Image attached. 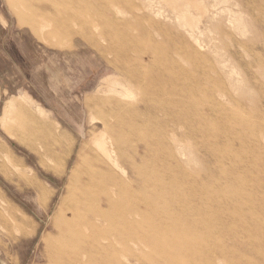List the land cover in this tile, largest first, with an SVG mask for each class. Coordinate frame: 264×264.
Instances as JSON below:
<instances>
[{
    "label": "rangeland",
    "instance_id": "obj_1",
    "mask_svg": "<svg viewBox=\"0 0 264 264\" xmlns=\"http://www.w3.org/2000/svg\"><path fill=\"white\" fill-rule=\"evenodd\" d=\"M38 2L47 5L44 16L25 23L17 5L30 17L27 5L8 0L3 40L10 46V84L72 146L61 173L52 172L63 146L30 129L28 119L14 116L12 135L0 128V264H46L70 171L94 130L91 118L109 115L111 107L101 100L131 101L126 92L136 100L150 95L147 82L135 88L120 68L123 36L137 38L146 53L131 52L130 69L139 61L146 66L154 40L167 52L168 59L153 47L154 74L165 73L167 92L188 106L171 109L162 120H202L196 126L169 123L162 152L148 158L150 174L142 181L154 186V207L134 206L140 261L133 264H164L165 254L170 264H264V0H87L89 27H67L64 35H56L52 23L66 6ZM149 129L141 136L160 141ZM142 156L124 154L138 165ZM153 210L168 211L170 218H157ZM147 240H169V246Z\"/></svg>",
    "mask_w": 264,
    "mask_h": 264
},
{
    "label": "bare ground",
    "instance_id": "obj_2",
    "mask_svg": "<svg viewBox=\"0 0 264 264\" xmlns=\"http://www.w3.org/2000/svg\"><path fill=\"white\" fill-rule=\"evenodd\" d=\"M22 1L27 5L31 15L29 17L23 6L17 5L19 14L25 23L33 22L35 16H44L41 11L47 10L46 4H41L38 0ZM60 3L66 6V10L63 13L53 14V32L56 35H64L68 32L67 27L81 26L85 29L89 27L88 13L85 11L87 0H60ZM51 18L52 16L49 15L47 21H51ZM21 21L23 20L21 19ZM71 33L73 35L81 34L80 31ZM123 38L125 42L121 44V50L118 51L119 57L124 59L121 58L120 68L126 71L129 76V83L135 88L140 89L147 82V88L151 90L150 95L147 98L136 100L130 96V93L126 92V97L131 101L122 99L120 101L101 100L102 105L111 107L109 115L98 117L94 115L91 118L90 122L94 130L91 132L85 148L81 150L79 162L70 171L67 197L61 203V217L53 229L54 236L48 241L46 254L42 259L46 264H133L135 261H140L134 250L137 225L134 206L141 205L146 210L154 207L151 197L154 186L148 179L142 181L143 177L150 174H148V158L154 155L156 151L162 152L158 146L161 141L168 138L166 132L169 123L181 127L185 124L190 125V123L196 126L202 122L198 118L171 120V122L167 119L162 120L161 115H165L171 109L179 107L183 110L188 106L182 101H178L177 98L174 99L171 92H167L165 73L154 74L153 63L157 59V55L154 54L153 47L156 48L157 52L159 51L158 55L165 56L166 59L169 58L167 52L161 43L154 40L155 43H152L151 49H146L150 58L146 66L144 67L139 61L136 68L130 69L128 66L130 53L136 52L143 56L146 53H143L144 50L138 46L137 38L131 37L129 39L126 36ZM145 71L147 73L146 78L144 77ZM196 82L194 81V84ZM156 86L160 87L154 91ZM114 87L116 88V86ZM181 87L189 88L187 83H182ZM92 101L89 99L90 105ZM138 102L142 104L141 108L137 107ZM41 120L43 119L41 118ZM99 123L102 126L101 129L97 126ZM149 127L152 129H149L151 135L158 136L160 141L151 143L141 136V129H148ZM31 128L41 131L54 143L63 146V148H59L60 153L55 157L57 169L51 170L61 173V164L63 165L68 156L65 154L66 150H71V143L55 126L50 123L48 126L45 121H34V124L30 126ZM174 128L176 129L175 126ZM173 136L176 138L175 135ZM135 143H141V146H139L140 144L135 145ZM127 149L132 150L134 155H139L141 151L143 156L140 158L139 165L136 162L128 163L125 160L124 154ZM168 155L177 160L176 154L168 152ZM127 164L130 166L129 169L125 167ZM134 175L138 180L136 189L132 182ZM28 179L32 182L31 184H34L33 178ZM152 213L157 218H170L168 211L161 213V211L153 210ZM149 237L148 239L153 242L155 238L151 235ZM152 242L147 240L146 245L153 246L154 244L161 248L169 246V240ZM122 257L125 259L124 262ZM163 260L164 264L171 263L169 255L165 254Z\"/></svg>",
    "mask_w": 264,
    "mask_h": 264
},
{
    "label": "crops",
    "instance_id": "obj_3",
    "mask_svg": "<svg viewBox=\"0 0 264 264\" xmlns=\"http://www.w3.org/2000/svg\"><path fill=\"white\" fill-rule=\"evenodd\" d=\"M10 27V12L8 0H0V128L8 134H15L10 120L17 117V121L28 119L30 121H45L49 126V120H41L39 110H33L26 104L25 98L20 95L19 87L10 84L11 55L9 41L4 42V34L8 37ZM12 89H16L13 92ZM33 102L37 103L35 99ZM15 116V117H14ZM37 117V118H36ZM22 134V133H21ZM1 145V144H0Z\"/></svg>",
    "mask_w": 264,
    "mask_h": 264
}]
</instances>
